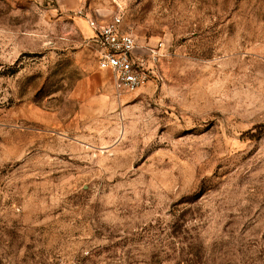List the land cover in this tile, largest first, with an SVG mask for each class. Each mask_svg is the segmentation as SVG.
<instances>
[{"label":"rangeland","instance_id":"obj_1","mask_svg":"<svg viewBox=\"0 0 264 264\" xmlns=\"http://www.w3.org/2000/svg\"><path fill=\"white\" fill-rule=\"evenodd\" d=\"M0 264H264V0H0Z\"/></svg>","mask_w":264,"mask_h":264},{"label":"built area","instance_id":"obj_2","mask_svg":"<svg viewBox=\"0 0 264 264\" xmlns=\"http://www.w3.org/2000/svg\"><path fill=\"white\" fill-rule=\"evenodd\" d=\"M94 32L97 45L99 67L110 72L117 91H135L143 87L154 74V69L147 67L145 57L139 55L140 44L127 30L122 16L115 15L105 22L86 16ZM150 57L157 59L160 52L150 49Z\"/></svg>","mask_w":264,"mask_h":264},{"label":"trees","instance_id":"obj_3","mask_svg":"<svg viewBox=\"0 0 264 264\" xmlns=\"http://www.w3.org/2000/svg\"><path fill=\"white\" fill-rule=\"evenodd\" d=\"M262 132H263V129H259L257 132H252L250 134H251V137H258L262 134Z\"/></svg>","mask_w":264,"mask_h":264}]
</instances>
